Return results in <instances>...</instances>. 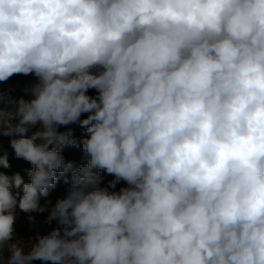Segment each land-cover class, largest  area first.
Wrapping results in <instances>:
<instances>
[{"label":"clouds","instance_id":"9594fccd","mask_svg":"<svg viewBox=\"0 0 264 264\" xmlns=\"http://www.w3.org/2000/svg\"><path fill=\"white\" fill-rule=\"evenodd\" d=\"M14 74L37 83L0 131L32 168L0 172V264H264V0H0V82ZM76 122L78 168L58 131ZM69 170L47 217L62 229L26 250L17 208L44 212Z\"/></svg>","mask_w":264,"mask_h":264},{"label":"rangeland","instance_id":"374dc122","mask_svg":"<svg viewBox=\"0 0 264 264\" xmlns=\"http://www.w3.org/2000/svg\"><path fill=\"white\" fill-rule=\"evenodd\" d=\"M37 83V78L34 76V74H29V75H23V74H14L12 77H10L7 81L5 82H0V89L6 88L7 92L10 88H15L16 92L12 96H5V97H0V111L3 112H9V111H14V105L9 103V100L11 98H19L23 96L25 99H30L31 95L29 92H26L25 89H30L32 85ZM95 89H89L88 90V95L95 97L94 96ZM88 113H83L81 115V119L86 118ZM14 123L17 121H13ZM39 128V124L36 126L31 127L28 130L29 136H31L37 129ZM13 138H19L17 137H10L2 134V131H0V151L3 149L2 144L6 142H10L11 139ZM13 156V157H12ZM8 160L9 164L11 162L15 163H24V164H30L28 161L17 158L15 156V153H11V155H8ZM26 162V163H25ZM11 165V164H10ZM104 171V170H100ZM114 178L112 181L104 182L101 181L100 187L102 188H107L110 192L111 191H119L121 187V183L125 182L123 180H120L119 182L115 183V186L112 187L113 182H115ZM103 180V178H102ZM70 185H66L63 187H56L50 191V194L48 197H42L40 200V204L44 205L46 201H51V204L48 205V208L44 212H32V213H25V212H20L16 210V221L14 224V237H20L22 238L25 249L27 250L28 247H30L31 243L34 242L32 239L33 237L36 236L37 233L41 235H47L49 234L54 228H61L63 226L59 225L56 220H53L51 223L47 222V217L49 215V212L51 210V207L55 205V202L60 199L64 198L67 195V192L70 188ZM51 197V198H50ZM29 216H32L34 218L33 221L29 220ZM61 235H63L61 231ZM7 252H4V257L6 258ZM42 261L36 260L33 261V264H42Z\"/></svg>","mask_w":264,"mask_h":264},{"label":"trees","instance_id":"16d2710c","mask_svg":"<svg viewBox=\"0 0 264 264\" xmlns=\"http://www.w3.org/2000/svg\"><path fill=\"white\" fill-rule=\"evenodd\" d=\"M16 92L15 88H10L7 92L6 88L0 89V97H5V96H12ZM98 93L95 90L94 96H97ZM58 131L60 132H71L73 139L77 141V144L75 146L73 145H68L66 147H63L60 151L62 156L64 157L65 163L71 162L74 166V168H78L80 166L85 165L88 162V156L83 150L82 144H80V140L82 137H85L87 134L85 132V129L81 127L79 122L76 123H71L66 126H59ZM26 137H30L28 133H26ZM2 150L0 151V154H3L4 151L7 152V154L11 155V153L14 152L12 149L10 142H6L2 144ZM13 157V156H12ZM26 163V162H25ZM10 167L4 168L0 166V172L8 175L9 177L13 176L16 173H19L21 177L23 178L25 183H30V177L28 176V170L32 168L31 164H24V163H15L14 161L10 163ZM100 175L103 178L102 181L108 182L112 181L115 176L107 174L105 171H100ZM72 170H69L61 175H59V178L55 182L56 187H63L66 185H70L72 183ZM121 187H127L126 182L121 183ZM13 194L21 193L22 194V188L21 189H11ZM49 195L52 196V194L49 193ZM19 198V197H18ZM51 198V197H50ZM18 211H20L17 208ZM22 212V211H20ZM42 264H52V262H41Z\"/></svg>","mask_w":264,"mask_h":264}]
</instances>
